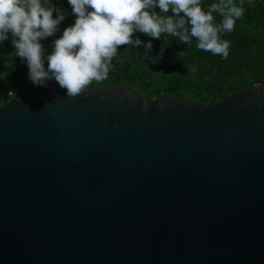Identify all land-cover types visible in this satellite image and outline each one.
Masks as SVG:
<instances>
[{
  "label": "water",
  "instance_id": "water-1",
  "mask_svg": "<svg viewBox=\"0 0 264 264\" xmlns=\"http://www.w3.org/2000/svg\"><path fill=\"white\" fill-rule=\"evenodd\" d=\"M46 83L0 105V264H264V92Z\"/></svg>",
  "mask_w": 264,
  "mask_h": 264
},
{
  "label": "clouds",
  "instance_id": "clouds-1",
  "mask_svg": "<svg viewBox=\"0 0 264 264\" xmlns=\"http://www.w3.org/2000/svg\"><path fill=\"white\" fill-rule=\"evenodd\" d=\"M67 3L75 22L54 40L53 50L46 55L41 41L56 33L66 14L48 0H0V42L11 33L16 56L26 61L34 86L47 87L46 82L54 79L60 88L66 89V96L72 98L85 93L93 81L108 78L119 47L141 45L138 38L133 40L136 32L154 40L167 33L185 44L195 38L198 49L226 59L230 44L220 34L233 31L236 20L244 14L243 7L234 0H219L208 11L203 10L201 0H67ZM157 8L160 13L171 15H158L154 11ZM213 13L222 18L219 24L215 23ZM144 47L151 51V42Z\"/></svg>",
  "mask_w": 264,
  "mask_h": 264
},
{
  "label": "trees",
  "instance_id": "trees-1",
  "mask_svg": "<svg viewBox=\"0 0 264 264\" xmlns=\"http://www.w3.org/2000/svg\"><path fill=\"white\" fill-rule=\"evenodd\" d=\"M48 2L66 14L60 23L63 29L74 24L75 16L67 0ZM218 2L201 0V6L208 11L211 4ZM234 3L243 7L244 14L236 20L233 31L220 34L221 39L230 44L226 59L198 49L195 38L185 44L167 33L154 40L136 32L133 40L138 38L141 45L119 47L108 78L101 82L93 81L88 88L116 82L147 99L176 94L205 104L245 89L259 88L264 92V0H234ZM154 11L158 15H171V12L160 13L158 8ZM213 15L215 23L219 24L222 18L218 13ZM56 17L54 11L53 18ZM12 40L11 33H8V39L0 42V105L23 90L29 81L26 61L16 56ZM148 42L152 44L151 51L144 47ZM53 47L44 48L45 54H50ZM8 92L10 95H7Z\"/></svg>",
  "mask_w": 264,
  "mask_h": 264
},
{
  "label": "rangeland",
  "instance_id": "rangeland-1",
  "mask_svg": "<svg viewBox=\"0 0 264 264\" xmlns=\"http://www.w3.org/2000/svg\"><path fill=\"white\" fill-rule=\"evenodd\" d=\"M58 9H60L62 11L61 8H58ZM62 12H64V11H62ZM63 30L64 29L59 24L57 26L56 33L53 36L48 37V38H46V39L43 40L42 45L44 46V48H48V47L51 48L54 45V43H53L54 42V39L55 38H59L60 36H62Z\"/></svg>",
  "mask_w": 264,
  "mask_h": 264
},
{
  "label": "built area",
  "instance_id": "built-area-1",
  "mask_svg": "<svg viewBox=\"0 0 264 264\" xmlns=\"http://www.w3.org/2000/svg\"><path fill=\"white\" fill-rule=\"evenodd\" d=\"M7 95H10V92H8Z\"/></svg>",
  "mask_w": 264,
  "mask_h": 264
}]
</instances>
